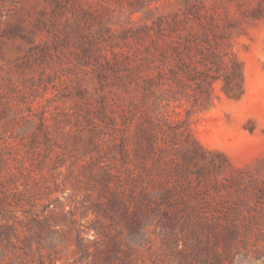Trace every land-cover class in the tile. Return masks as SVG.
<instances>
[{"label":"rangeland","instance_id":"374dc122","mask_svg":"<svg viewBox=\"0 0 264 264\" xmlns=\"http://www.w3.org/2000/svg\"><path fill=\"white\" fill-rule=\"evenodd\" d=\"M0 264H264V0H0Z\"/></svg>","mask_w":264,"mask_h":264},{"label":"trees","instance_id":"16d2710c","mask_svg":"<svg viewBox=\"0 0 264 264\" xmlns=\"http://www.w3.org/2000/svg\"><path fill=\"white\" fill-rule=\"evenodd\" d=\"M180 45L181 42L176 41V45L173 46V49L178 50ZM160 55L162 64L156 65L154 67L157 73L150 79V83L148 85L156 86L158 89H160L164 93L163 99L167 100L166 105H169L173 100H182V98L178 95L179 91L176 88V86H179L182 83L181 73H185V76H189L194 79L196 78V74L188 72L185 65L178 64L175 65L176 67L174 65H164L168 56V49L166 48V46L161 48ZM201 62L204 68L201 70H197V68L195 67L194 70L196 72H200L203 75L202 81L206 85V90L205 92H203V89H201L200 92L195 96L192 108L195 109L197 106L201 107L205 104V102H208L213 98V83L219 78H222L224 80L225 86L230 87L231 89L241 88L242 82L239 79V75L243 76V70H240L237 66V59L235 57L230 58V60L226 62L222 61L224 65H216V70L218 72L220 71V74H214L212 72V69L215 65L209 66L205 59ZM167 72L171 73V77L167 75ZM169 79H171V81H169ZM162 120L167 122V118H164Z\"/></svg>","mask_w":264,"mask_h":264}]
</instances>
